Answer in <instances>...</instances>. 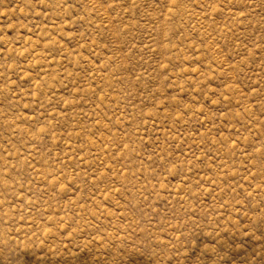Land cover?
Returning a JSON list of instances; mask_svg holds the SVG:
<instances>
[{
    "label": "rangeland",
    "instance_id": "obj_1",
    "mask_svg": "<svg viewBox=\"0 0 264 264\" xmlns=\"http://www.w3.org/2000/svg\"><path fill=\"white\" fill-rule=\"evenodd\" d=\"M0 264H264V0H0Z\"/></svg>",
    "mask_w": 264,
    "mask_h": 264
}]
</instances>
